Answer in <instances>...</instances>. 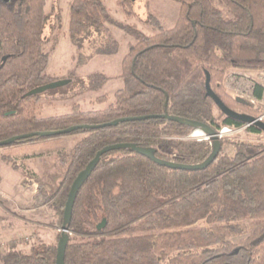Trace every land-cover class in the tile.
Returning <instances> with one entry per match:
<instances>
[{
    "label": "trees",
    "instance_id": "obj_1",
    "mask_svg": "<svg viewBox=\"0 0 264 264\" xmlns=\"http://www.w3.org/2000/svg\"><path fill=\"white\" fill-rule=\"evenodd\" d=\"M173 1L179 4L175 24L163 28L149 16L159 31L146 35L113 19L102 0H72L67 34L75 46H81L80 37L108 35L107 25L133 36L121 61L123 86L112 101L108 94L89 101L107 104L104 108L83 111L73 104L69 113L41 118L44 90L32 92L53 81L45 51L50 20L46 0H0V141L125 117L166 113L182 120L126 121L68 134L85 136L71 149L57 188L43 192V201L35 199L52 205L58 227L73 180L103 147L128 143L159 159L197 165L210 156L213 145L180 139L195 129L185 121H199L215 131L247 125L223 114L207 96V74L211 90L228 108L254 118L264 112V107L236 100L222 86L232 67H264V0H220L224 10L213 0ZM117 3L127 16L133 15L130 0ZM118 47L108 35L76 65L112 55ZM253 94L261 97L259 89ZM244 131L264 136L254 125ZM45 139L34 136L12 144ZM220 145L216 158L200 170L159 165L128 147L100 156L75 193L64 264H264V144L220 139ZM227 145L230 152H225ZM166 148L172 157L163 153ZM10 244L0 254V264H57V243L36 245L28 253Z\"/></svg>",
    "mask_w": 264,
    "mask_h": 264
},
{
    "label": "rangeland",
    "instance_id": "obj_2",
    "mask_svg": "<svg viewBox=\"0 0 264 264\" xmlns=\"http://www.w3.org/2000/svg\"><path fill=\"white\" fill-rule=\"evenodd\" d=\"M71 1L46 0L45 12L50 16L45 29V51L49 54L47 72L53 75L51 83H63L41 93V107L38 110L41 118L69 113L73 104H79L83 111L104 108L107 104L92 105L89 101L103 94H108L112 101L114 92L123 86L120 77L121 61L129 44L134 41L133 36L120 27L107 25L108 35L119 43L117 52L112 55H96L85 64L77 66L80 56L88 55L95 47L105 43L108 35L89 34L80 37V47L72 44L67 34ZM102 1L113 19L123 25L135 26L146 35L159 31L158 26L149 22V16L155 17L163 28H171L175 24L179 9V4L173 0H130L133 15L127 16L117 3L118 0ZM213 3L224 10L220 0H213ZM234 70L250 77L264 70V67H232L225 73L222 81L225 92L236 100L241 93L246 98V78L240 80L238 92L236 84L234 89L226 81L228 74ZM244 103L257 107L246 101ZM263 114L264 112L258 117ZM260 121L264 122V117ZM84 136L80 133L62 135L32 143L0 146V254L9 249L11 242L15 243V250L24 253L30 252L32 247L39 244L58 243L62 229L58 227L55 210L49 203L36 204L35 199L39 196L43 201V192L57 188L69 167L71 149ZM79 138L81 139L78 140ZM226 140H248L264 144L263 135L252 136L244 129ZM231 149V145H227L225 152H230ZM162 151L172 157V151L168 148ZM15 184L17 189L13 190L12 186ZM68 234L71 235L70 232Z\"/></svg>",
    "mask_w": 264,
    "mask_h": 264
},
{
    "label": "water",
    "instance_id": "obj_3",
    "mask_svg": "<svg viewBox=\"0 0 264 264\" xmlns=\"http://www.w3.org/2000/svg\"><path fill=\"white\" fill-rule=\"evenodd\" d=\"M62 81L59 82H54V83H49L45 86L39 87L35 90H33L32 93H38L41 92L47 88H53L57 85L62 84ZM205 87H206V94L207 96L211 97L213 101L216 103V105L219 107V109L222 111L223 114L226 116L238 120L240 122H243L248 125H254L260 130L264 132V122L251 117L247 114H243L240 112H237L235 110H232L228 108L220 99L219 97L211 90L209 86V75H206V81H205ZM153 118H161V119H166L168 121H176V122H181V118L174 117V116H168V114L164 113L162 115H146V116H135V117H125V118H119L116 120H113L111 122L105 123V124H99V125H74L70 126L68 128L62 129V130H56V131H38V132H32V133H27V134H22L18 136H14L12 138H8L5 140L0 141V146H5V145H10L15 141L26 139L29 137H56V136H62V135H68L70 133H73L77 130L80 129H97V128H103L106 126H116L117 124L121 122H126V121H141V120H146V119H153ZM186 124L189 126L195 128V129H201L202 131L206 132L207 134L212 136V145H213V150L210 156L201 164L197 165H189V164H183V163H177L174 161H169V160H163L156 158L153 153L145 148L137 147L133 144H128V143H121V144H113V145H108L100 149L99 151L96 152L95 156L93 159L87 164V166L80 171L75 179L73 180L69 193L65 202L64 206V221L61 226V234H60V239L57 243V249H56V257H57V264H64V252L65 248L68 242V235H67V229L66 225L70 220V215H71V210L73 207L74 203V198H75V193L79 186L88 178L90 175L91 171L93 168L96 166L100 156H102L104 153H107L109 151L117 150L119 148H131L135 150L137 153L149 158L150 160L154 161L155 163L159 165H163L169 168H174V169H182V170H200L206 168L218 155L220 151V140L216 134V131L212 129L209 125L199 122V121H194V120H188L185 121ZM104 221L98 225V228H100L103 225Z\"/></svg>",
    "mask_w": 264,
    "mask_h": 264
},
{
    "label": "built area",
    "instance_id": "obj_4",
    "mask_svg": "<svg viewBox=\"0 0 264 264\" xmlns=\"http://www.w3.org/2000/svg\"><path fill=\"white\" fill-rule=\"evenodd\" d=\"M244 78H246L247 81V85L245 86L244 89L245 91H247V95L246 98H244V94L241 93V96H237L238 101H244V102L246 101L249 104L264 107V70H260L256 73V75L250 77L247 76L245 73L242 74V72L234 70L228 74V76L226 77V81L229 82V84H232L233 88L234 85L236 84V92H238V90H240L239 89V85L241 84L240 80ZM255 89H259L261 92V97L259 99H257L253 94ZM263 117L264 114L258 117V119L262 120ZM246 126H248V124ZM246 126H243L241 128H233L231 126L224 125L216 131V134L219 140L229 139L231 135H233L239 130L244 129ZM181 139L197 141V142H207L209 144H212V136L202 131L201 129H194L188 136Z\"/></svg>",
    "mask_w": 264,
    "mask_h": 264
},
{
    "label": "crops",
    "instance_id": "obj_5",
    "mask_svg": "<svg viewBox=\"0 0 264 264\" xmlns=\"http://www.w3.org/2000/svg\"><path fill=\"white\" fill-rule=\"evenodd\" d=\"M81 138H79L78 140H80ZM1 182V181H0ZM2 184H3V182H2ZM6 188V187H5ZM9 188V187H8ZM12 189L13 190H16L17 189V184H15L14 186H12ZM17 192V191H16Z\"/></svg>",
    "mask_w": 264,
    "mask_h": 264
}]
</instances>
